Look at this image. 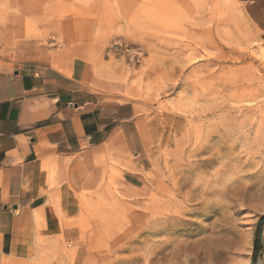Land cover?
<instances>
[{
	"label": "rangeland",
	"instance_id": "rangeland-1",
	"mask_svg": "<svg viewBox=\"0 0 264 264\" xmlns=\"http://www.w3.org/2000/svg\"><path fill=\"white\" fill-rule=\"evenodd\" d=\"M76 29L156 144L136 179L111 166L78 194V242L41 240L18 264H264V45L238 1L0 0V71L60 65Z\"/></svg>",
	"mask_w": 264,
	"mask_h": 264
},
{
	"label": "crops",
	"instance_id": "crops-1",
	"mask_svg": "<svg viewBox=\"0 0 264 264\" xmlns=\"http://www.w3.org/2000/svg\"><path fill=\"white\" fill-rule=\"evenodd\" d=\"M237 1L264 45V0ZM91 35L76 29L58 66L0 71V264L41 240L71 247L82 236L78 194L95 192L111 166L136 179L151 162V122L110 83L114 61Z\"/></svg>",
	"mask_w": 264,
	"mask_h": 264
},
{
	"label": "built area",
	"instance_id": "built-area-1",
	"mask_svg": "<svg viewBox=\"0 0 264 264\" xmlns=\"http://www.w3.org/2000/svg\"><path fill=\"white\" fill-rule=\"evenodd\" d=\"M126 55L133 63H139L141 61L142 52L139 49H131L121 43H115L112 46L110 53Z\"/></svg>",
	"mask_w": 264,
	"mask_h": 264
},
{
	"label": "water",
	"instance_id": "water-1",
	"mask_svg": "<svg viewBox=\"0 0 264 264\" xmlns=\"http://www.w3.org/2000/svg\"><path fill=\"white\" fill-rule=\"evenodd\" d=\"M263 223V222H262ZM262 223H260V225H262ZM252 264H256V262H252Z\"/></svg>",
	"mask_w": 264,
	"mask_h": 264
},
{
	"label": "trees",
	"instance_id": "trees-1",
	"mask_svg": "<svg viewBox=\"0 0 264 264\" xmlns=\"http://www.w3.org/2000/svg\"><path fill=\"white\" fill-rule=\"evenodd\" d=\"M256 244L258 245V244H259V242H258V241H256Z\"/></svg>",
	"mask_w": 264,
	"mask_h": 264
},
{
	"label": "bare ground",
	"instance_id": "bare-ground-1",
	"mask_svg": "<svg viewBox=\"0 0 264 264\" xmlns=\"http://www.w3.org/2000/svg\"><path fill=\"white\" fill-rule=\"evenodd\" d=\"M69 74V76H70V73H68ZM73 74V73H72ZM66 75V74H65ZM72 78V77H71Z\"/></svg>",
	"mask_w": 264,
	"mask_h": 264
}]
</instances>
